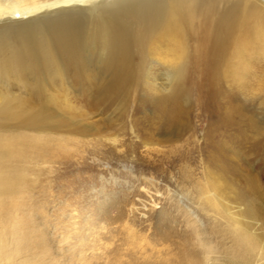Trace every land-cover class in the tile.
<instances>
[{
    "label": "rangeland",
    "instance_id": "1",
    "mask_svg": "<svg viewBox=\"0 0 264 264\" xmlns=\"http://www.w3.org/2000/svg\"><path fill=\"white\" fill-rule=\"evenodd\" d=\"M68 19L90 24L0 23V264H264V205L247 193L250 176L264 190V95L217 93L191 63L179 125L142 79L121 110L102 49L53 41ZM235 103L252 125L224 122Z\"/></svg>",
    "mask_w": 264,
    "mask_h": 264
},
{
    "label": "bare ground",
    "instance_id": "2",
    "mask_svg": "<svg viewBox=\"0 0 264 264\" xmlns=\"http://www.w3.org/2000/svg\"><path fill=\"white\" fill-rule=\"evenodd\" d=\"M78 12L90 19L89 27L84 21L68 19L53 41L73 55L79 53L82 43L94 45L91 50L95 52L102 49L100 57L106 60L94 67H100V74L108 79L101 85L105 98L113 97L121 110L135 98L134 84L142 79L145 90L153 91L152 101L165 123L179 125L187 95L183 75L191 63L206 71L204 75L217 93L222 89L237 97L250 96L252 91L264 95V4L259 0H0V23L21 19L33 23ZM101 16L107 19L105 24H101ZM190 43L196 48L187 55ZM162 70L167 71L168 85L156 83L155 74ZM227 113L224 122L231 126L254 123L238 103ZM257 132L264 144V128ZM247 185L248 195L264 205V190L256 177H248Z\"/></svg>",
    "mask_w": 264,
    "mask_h": 264
}]
</instances>
